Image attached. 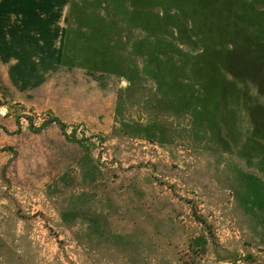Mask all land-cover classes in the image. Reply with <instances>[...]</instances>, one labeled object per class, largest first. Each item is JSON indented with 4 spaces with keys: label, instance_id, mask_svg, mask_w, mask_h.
I'll use <instances>...</instances> for the list:
<instances>
[{
    "label": "rangeland",
    "instance_id": "obj_1",
    "mask_svg": "<svg viewBox=\"0 0 264 264\" xmlns=\"http://www.w3.org/2000/svg\"><path fill=\"white\" fill-rule=\"evenodd\" d=\"M69 6L0 0V264H264V0Z\"/></svg>",
    "mask_w": 264,
    "mask_h": 264
},
{
    "label": "crops",
    "instance_id": "obj_2",
    "mask_svg": "<svg viewBox=\"0 0 264 264\" xmlns=\"http://www.w3.org/2000/svg\"><path fill=\"white\" fill-rule=\"evenodd\" d=\"M70 2H71V0H67V7H68V14H67V17H69L70 16V7L71 6H69V4H70ZM69 23V19L68 18H66V24L64 23V31H63V36H62V41H61V46H60V60L61 59H63V56H64V51H65V43H66V35H67V28H66V26H67V24ZM137 27V26H136ZM95 28V27H94ZM94 32L96 31V30H93ZM99 33H100V31H99ZM34 34V31L33 32H31V35H33ZM106 34V33H105ZM20 37V36H19ZM97 40L98 41H101V42H103V39L101 38V37H99L98 36V38H97ZM60 63H62L61 61H60Z\"/></svg>",
    "mask_w": 264,
    "mask_h": 264
},
{
    "label": "water",
    "instance_id": "obj_3",
    "mask_svg": "<svg viewBox=\"0 0 264 264\" xmlns=\"http://www.w3.org/2000/svg\"><path fill=\"white\" fill-rule=\"evenodd\" d=\"M221 264H228V263H221Z\"/></svg>",
    "mask_w": 264,
    "mask_h": 264
}]
</instances>
